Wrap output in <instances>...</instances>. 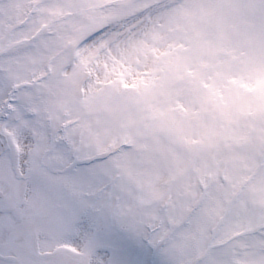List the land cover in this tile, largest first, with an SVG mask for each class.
Returning a JSON list of instances; mask_svg holds the SVG:
<instances>
[{"label":"snow or ice","instance_id":"obj_1","mask_svg":"<svg viewBox=\"0 0 264 264\" xmlns=\"http://www.w3.org/2000/svg\"><path fill=\"white\" fill-rule=\"evenodd\" d=\"M0 264H264V0H0Z\"/></svg>","mask_w":264,"mask_h":264}]
</instances>
